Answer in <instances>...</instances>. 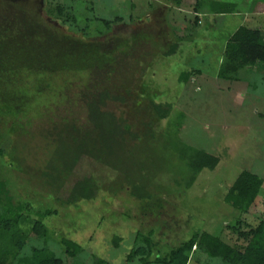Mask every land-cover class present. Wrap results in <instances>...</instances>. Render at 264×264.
I'll list each match as a JSON object with an SVG mask.
<instances>
[{
    "label": "rangeland",
    "instance_id": "1",
    "mask_svg": "<svg viewBox=\"0 0 264 264\" xmlns=\"http://www.w3.org/2000/svg\"><path fill=\"white\" fill-rule=\"evenodd\" d=\"M214 1L234 4L233 12L211 13ZM242 25L264 35V0H183L180 8L172 0H0V181L14 205L55 212L42 219L46 239L30 235L21 256L45 243L62 264H140L126 259L142 246L137 234L162 257L195 231L245 245L237 231L264 214V72L217 77L224 39ZM101 94L104 109L128 126V161L115 168L84 156L81 173L94 178L97 195L65 204L79 174L57 185L43 172L59 138L72 145L92 130L89 104ZM155 102L171 105L166 119ZM175 140L216 156L218 166L187 186L188 170L170 148ZM244 170L263 180L247 214L224 202ZM134 186L148 197L132 196ZM62 239L80 247L75 257ZM190 253L189 264H223Z\"/></svg>",
    "mask_w": 264,
    "mask_h": 264
},
{
    "label": "trees",
    "instance_id": "2",
    "mask_svg": "<svg viewBox=\"0 0 264 264\" xmlns=\"http://www.w3.org/2000/svg\"><path fill=\"white\" fill-rule=\"evenodd\" d=\"M176 8H180L183 0H172ZM58 12H63L57 7ZM234 10V4L223 2H212L210 12L215 15L230 14ZM196 21V19H195ZM176 45H173L167 55L174 54ZM259 68L264 72V35L259 29H250L244 25L238 26L224 39L222 62L217 71V77L223 81L233 82L238 80L239 72L242 70ZM190 78L189 72H183L180 82H187ZM106 94H101L89 104L88 122L92 125L85 136L76 137L72 145H67L59 138L57 149L54 153L53 162L43 172V177L51 184H57L65 177H73L79 174L69 190L65 204H74L78 201H89L97 195V184L90 175L81 173L84 169L83 157L87 156L96 161L121 168L122 160L128 161L123 153L125 135L128 134V126L120 123L114 114L104 109L106 105ZM153 111L156 116L163 120L171 112L168 103H153ZM65 143V144H64ZM178 155L188 170L189 178L187 186H190L196 175L203 170H213L218 166L219 159L205 151L185 145L180 140H175L170 148ZM121 164V166H118ZM80 174H82L80 176ZM58 185V184H57ZM263 186V180L249 171H242L229 187L224 197V202L232 209L247 214L255 203ZM134 188L132 196L137 199H145L148 195L141 188ZM35 213L36 218L31 214ZM54 211L33 212L29 203L14 205L8 195L3 181H0V264H62L61 259L44 243L42 247H33L29 255L21 256L30 235L45 240L46 228L42 219L54 215ZM225 228L236 229L235 226L226 224ZM245 241L243 246H232L222 240L218 235L206 231H195L191 238L174 247L165 249L162 257H153V247L150 238L136 237L142 246L131 248L127 254V261L135 258L140 264H189L192 251H199L208 259H218L223 264H264V214L260 217L256 226L247 232H238ZM137 239V240H138ZM65 253L75 257L80 247L68 239H62ZM113 246H117L118 239H113ZM194 247V250L192 248ZM93 264H108L103 259H95Z\"/></svg>",
    "mask_w": 264,
    "mask_h": 264
}]
</instances>
